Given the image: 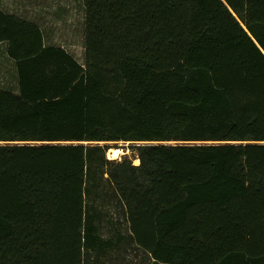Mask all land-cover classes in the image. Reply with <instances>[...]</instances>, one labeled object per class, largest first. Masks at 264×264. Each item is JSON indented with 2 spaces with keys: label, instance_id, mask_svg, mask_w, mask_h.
Wrapping results in <instances>:
<instances>
[{
  "label": "trees",
  "instance_id": "obj_1",
  "mask_svg": "<svg viewBox=\"0 0 264 264\" xmlns=\"http://www.w3.org/2000/svg\"><path fill=\"white\" fill-rule=\"evenodd\" d=\"M84 63L0 7V264H264V0H84ZM96 142L86 145L83 142ZM132 145L140 164L106 158ZM114 189L129 233L104 239Z\"/></svg>",
  "mask_w": 264,
  "mask_h": 264
},
{
  "label": "rangeland",
  "instance_id": "obj_2",
  "mask_svg": "<svg viewBox=\"0 0 264 264\" xmlns=\"http://www.w3.org/2000/svg\"><path fill=\"white\" fill-rule=\"evenodd\" d=\"M0 7L7 13L17 14L37 23L43 33L46 45L62 46L72 54L79 63H84V33H85V1L84 0H0ZM13 61V60H12ZM7 53L6 47L0 49V89L18 91L17 68ZM146 143L170 142H100L102 146L121 148L124 153L120 158H110L108 150L106 158L112 162H120L125 158L131 160L133 165L138 159V154L132 145ZM86 145L96 142H85ZM140 164V162H139ZM114 189L110 186L99 187L95 197L94 206L98 207L102 214L101 234L104 239L114 236L115 231L122 234L129 233V223L122 210V204L111 195ZM120 248L110 249L106 254L98 255L86 253L88 264H154L149 256L140 248H137L127 240L120 242ZM86 264V263H85Z\"/></svg>",
  "mask_w": 264,
  "mask_h": 264
},
{
  "label": "bare ground",
  "instance_id": "obj_3",
  "mask_svg": "<svg viewBox=\"0 0 264 264\" xmlns=\"http://www.w3.org/2000/svg\"><path fill=\"white\" fill-rule=\"evenodd\" d=\"M123 153H124L123 149L114 147L109 149L107 154L110 158H120V156ZM139 162H140L139 158L135 160V164H139Z\"/></svg>",
  "mask_w": 264,
  "mask_h": 264
},
{
  "label": "crops",
  "instance_id": "obj_4",
  "mask_svg": "<svg viewBox=\"0 0 264 264\" xmlns=\"http://www.w3.org/2000/svg\"><path fill=\"white\" fill-rule=\"evenodd\" d=\"M4 47H6V43L5 42H1L0 41V49H2V48H4ZM6 53H7V51H6ZM9 57V56H8ZM9 59L12 61V59L9 57ZM13 62V61H12Z\"/></svg>",
  "mask_w": 264,
  "mask_h": 264
},
{
  "label": "water",
  "instance_id": "obj_5",
  "mask_svg": "<svg viewBox=\"0 0 264 264\" xmlns=\"http://www.w3.org/2000/svg\"><path fill=\"white\" fill-rule=\"evenodd\" d=\"M88 142V141H87ZM90 143H92V141H89ZM83 143H85V142H83Z\"/></svg>",
  "mask_w": 264,
  "mask_h": 264
}]
</instances>
